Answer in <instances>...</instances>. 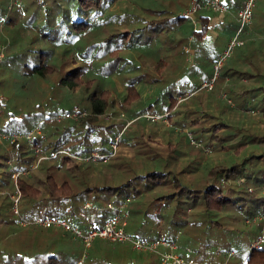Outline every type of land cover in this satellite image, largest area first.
Listing matches in <instances>:
<instances>
[{
  "label": "trees",
  "instance_id": "obj_1",
  "mask_svg": "<svg viewBox=\"0 0 264 264\" xmlns=\"http://www.w3.org/2000/svg\"><path fill=\"white\" fill-rule=\"evenodd\" d=\"M205 1L196 0L193 19L185 16L193 0H27L23 24L18 7L9 9L0 22L11 41L1 46L11 54L0 59V132L33 133L0 144V192L7 193L0 195V264H159L155 254L102 240L81 263L84 247L69 233L15 224L8 195L15 187L26 219L61 218L86 232L127 202L126 230L137 238L175 240L179 255L197 264L217 256L218 264H264V244L248 249L261 222H252L245 241L240 228L224 226L264 212V0L210 90L202 84L237 33L244 0H223L224 13ZM187 46L197 74L183 68L166 83L180 67L171 57L183 60ZM144 85L161 87L148 105ZM75 108L77 117L57 120ZM146 114L169 124L148 128L157 121ZM112 145L119 150L109 157ZM92 152L109 158L84 160Z\"/></svg>",
  "mask_w": 264,
  "mask_h": 264
},
{
  "label": "built area",
  "instance_id": "obj_2",
  "mask_svg": "<svg viewBox=\"0 0 264 264\" xmlns=\"http://www.w3.org/2000/svg\"><path fill=\"white\" fill-rule=\"evenodd\" d=\"M257 0H244L242 8L237 12V22L239 24L237 33L229 40L226 48L220 54L218 59L214 64L215 73L209 82L202 84V88L210 90L213 86V82L218 77V72L223 62L228 58L234 49L242 44L239 39L242 31L248 29L251 26V18L253 15L254 8L256 6ZM197 5L196 0H193L190 8L186 11L185 16L193 19V14L196 11ZM203 7L207 10H212L215 13H224L228 10L226 3L223 0H207L204 2ZM2 55L0 54V59ZM78 110L75 108L73 112H67L63 115L57 116V120H63L67 118L77 117ZM146 118L157 121L159 118L146 114ZM161 118V117H160ZM33 132L27 134L18 133H7L0 132V144L9 143L12 144L18 139L26 138L30 140ZM104 158L106 161V156H100L97 153H92L90 159ZM12 201V208L15 215V224L20 227L25 226H40L43 228H56L60 229L66 233H69L74 240L81 242L84 247V257L87 251L92 246L95 240H102L110 243H121L129 247L133 252L139 254H155L159 257V264H196L193 259H185L179 253L178 244L175 240H170L165 236H161L156 240L148 241L142 240L134 236L131 232L126 230L128 213L126 210L127 202L120 206V211L113 217L107 219L103 225L99 228L90 227L86 232L82 231L80 228L73 226L67 220L56 218V217H46L37 219H26L24 218L19 210V204L21 199V192L17 188V191L10 196ZM86 206H89L88 204ZM264 220V212H259L253 219L247 222H253L256 220ZM264 244V227L261 229L260 234L256 241H253L250 248L258 249ZM234 253H232L233 256ZM226 262H224L225 264Z\"/></svg>",
  "mask_w": 264,
  "mask_h": 264
},
{
  "label": "rangeland",
  "instance_id": "obj_3",
  "mask_svg": "<svg viewBox=\"0 0 264 264\" xmlns=\"http://www.w3.org/2000/svg\"><path fill=\"white\" fill-rule=\"evenodd\" d=\"M27 0H0V22H3L4 21V19H5V17H6V15H8L9 13H10V11H9V9H11L12 8V12H14L15 11V7H18V11L15 13V16L17 17V19H19L18 20V22H20V23H25L26 22V18H27V10H25V7L24 6H26L27 4ZM1 25L2 24H0V27H1ZM0 35H2L4 38L6 37V41H7V44L6 43H3L2 41H0V50H2V52H1V55L2 56H5V55H9V54H11V51H9L8 53H6L5 52V50H3V48L5 47L6 48V50H7V45H8V42H9V44L11 43V41H10V39H9V37H7L6 36V34L3 32V31H1L0 32ZM5 45V46H4ZM3 48H2V47ZM187 49L189 50V52L185 55V58H184V56H183V60L182 59H179V61L180 62H178L177 60H176V58H173L174 56H172L173 54H174V52L171 54L170 53V50L167 52V51H165V54H166V56H169L168 54H170L172 57H171V60H172V63H170V64H172V65H176V64H178L180 67H178L177 68V70L175 71V73L174 74H172V75H168L167 73H166V75L164 76V80H165V82L166 83H170V82H173L174 80H176L177 78H179L180 77V74L182 73V71H183V68H186V70H185V74L186 75H189V74H193V75H196L197 74V70L196 69H193L192 70V68H191V66H192V64L194 63V54H195V51L193 50V49H190V46H187ZM142 52H143V50H142ZM191 53V54H190ZM193 54V55H192ZM178 55H180V54H178ZM170 60V61H171ZM200 60H199V58H197L196 59V62H199ZM176 63V64H175ZM202 64H205V66H204V69L203 70H205L204 71V73L205 74H208L209 72H210V65H208V63H206V62H202ZM1 68V67H0ZM188 69H190V72H188L189 70ZM202 73H203V71H201V72H199V74H200V77H194L195 79H199V80H201L202 79ZM0 74H1V72H0ZM5 74H6V72H5ZM2 77L4 78L5 76H4V74L2 75V76H0V80L2 79ZM190 77V76H189ZM191 78V77H190ZM183 79V78H182ZM166 85H169V84H166ZM145 86H146V88H145ZM145 88V93H144V89ZM165 89H167V86H166V88ZM143 90V91H142ZM142 90H140V92L142 91L143 92V96H142V99H144V103L145 104H150L149 102L150 101H154V100H156V98H158L159 96H160V94H161V87L159 86V87H157V86H153V87H150L149 85L147 86V85H144L143 86V88H142ZM36 97H35V94L34 93H32V95H31V100H33V99H35ZM180 99H182V97H179ZM0 101H5V97H4V95L3 94H0ZM155 102V101H154ZM143 104V103H142ZM2 106V105H1ZM3 109H4V106H2V108L0 107V118H2V123H4L6 120L4 119V117H3V115H4V113L2 112L3 111ZM178 110V109H177ZM153 113H155V111L152 109L151 111H149V114H153ZM124 115V114H123ZM155 117H157V118H159L158 120H157V122H156V120L154 121V122H156V123H154L153 124V122H151L150 124H147V127L148 128H154L155 126H158V128H160L159 126H161L160 124L161 123H164V124H169L168 122H167V119H166V116H163V117H161V115H154ZM161 117V118H160ZM122 118V117H121ZM119 119V118H118ZM117 119V120H118ZM145 119V118H144ZM144 119L141 117V120L142 121H144ZM175 119H177V120H180L179 119V117H176ZM174 119V120H175ZM150 120V119H149ZM152 121V120H151ZM1 122V121H0ZM116 122H119V121H116ZM129 123H131V122H129ZM129 124H127V125H125V126H121V129L122 130H120L121 132L126 128V126H128ZM188 125H186V127H187ZM146 127V128H147ZM179 128H181V126H178ZM186 127H183V133L185 134V133H187V130H186ZM145 128V129H146ZM117 131V130H116ZM191 132V131H190ZM182 133V132H181ZM191 134H192V132H191ZM186 135V134H185ZM119 137V136H118ZM118 137L116 138V140H118ZM196 137V136H195ZM196 139V138H195ZM138 145H136V144H134L133 143V150H137L138 149ZM121 150H124V148H123V146H121V148H120ZM119 149L117 148V146L116 145H112V153L110 154V156L109 157H112L113 155H115V153H116V151H118ZM92 153H97V154H99L100 156H101V154L100 153H98V152H92ZM91 153V154H92ZM121 153H124L125 155L126 154H130V149L128 148V146H126V148H125V150L124 151H121ZM209 154V153H208ZM91 156V155H90ZM90 156L89 157H87V158H84V160H87V159H90ZM108 157V158H109ZM107 158V159H108ZM7 164L8 165H10L11 166V163H10V161H8L7 162ZM11 168V167H10ZM11 170V169H10ZM15 191H17V187H15L14 188V190L12 191V192H10V193H8V195H9V198H10V196H12L14 193H15ZM3 194H7V193H4L3 191H1L0 192V195H3ZM12 205V204H11ZM11 209H12V212H14V210H13V208H12V206H11ZM18 210H19V207H18ZM20 212V211H19ZM258 222H261V228H260V230L264 227V220L262 219V220H260V221H253V223H258ZM252 222H247V221H245V223H243V224H241V223H236V222H232V223H229V224H224V226H225V228L226 227H228V228H240L241 229V233H240V236L239 237H237L239 240H242V241H245L248 237H251L252 235H253V232H252V227H253V224ZM17 227V226H16ZM260 230H259V233H260ZM246 233H249V234H246ZM181 235V232H179V234H178V237ZM182 236H183V234H182ZM181 236V237H182ZM191 236V235H190ZM257 236V235H256ZM253 237L251 240H252V242L253 241H256L257 240V238H258V236L257 237ZM181 239V238H180ZM183 240V239H182ZM180 241V240H179ZM252 244V243H251ZM251 244L249 243V245H248V249L250 250L251 248L249 247V246H251ZM129 248V247H128ZM130 249V248H129ZM131 250V249H130ZM71 253H73V254H75V251H74V249H72L71 250ZM139 254V253H138ZM84 253H83V255H82V257L80 258V262L81 263H83V260H84ZM87 255V254H86ZM233 256H234V254H233ZM232 256V253H230L229 255H228V257L226 258V259H224V261L225 260H227V259H229V258H231V257H233ZM192 257V256H191ZM220 257H214V258H209V257H207V259H205L202 263H200V264H218L217 263V261H219L220 259H219ZM83 259V260H82ZM194 262L196 263V259H194ZM197 264V263H196Z\"/></svg>",
  "mask_w": 264,
  "mask_h": 264
},
{
  "label": "crops",
  "instance_id": "obj_4",
  "mask_svg": "<svg viewBox=\"0 0 264 264\" xmlns=\"http://www.w3.org/2000/svg\"><path fill=\"white\" fill-rule=\"evenodd\" d=\"M226 1V0H225ZM226 3V2H225ZM218 22H219V17L218 16H215V17H213L212 18V20H211V22H210V31H209V33H208V36L210 37V38H215V36H216V31H215V29H214V27H215V25H217L218 24Z\"/></svg>",
  "mask_w": 264,
  "mask_h": 264
}]
</instances>
